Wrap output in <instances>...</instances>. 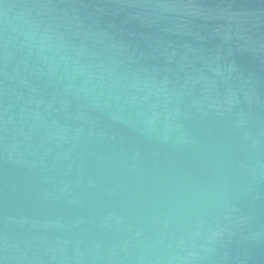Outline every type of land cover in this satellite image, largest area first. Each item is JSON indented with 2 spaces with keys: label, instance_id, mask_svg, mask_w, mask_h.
Segmentation results:
<instances>
[{
  "label": "water",
  "instance_id": "water-1",
  "mask_svg": "<svg viewBox=\"0 0 264 264\" xmlns=\"http://www.w3.org/2000/svg\"><path fill=\"white\" fill-rule=\"evenodd\" d=\"M0 264H264V0H0Z\"/></svg>",
  "mask_w": 264,
  "mask_h": 264
}]
</instances>
